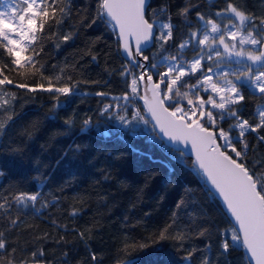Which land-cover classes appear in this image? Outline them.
<instances>
[{
	"label": "snow or ice",
	"instance_id": "snow-or-ice-1",
	"mask_svg": "<svg viewBox=\"0 0 264 264\" xmlns=\"http://www.w3.org/2000/svg\"><path fill=\"white\" fill-rule=\"evenodd\" d=\"M203 7L202 3L187 0L175 13L188 20L194 12L197 21L188 27L186 37L175 44L176 26L167 0L156 8L149 0H95L94 6L79 8L72 0H0V138L9 135L20 117L15 107L22 98L19 90L25 94H50L56 101L44 114V119L50 120L56 119L55 109L70 104L80 91L81 82L66 75L68 65L58 74H46V45L60 48L74 40L81 29L114 22L118 51L126 57L119 75L131 77L130 91L116 98V103H103L99 114L130 126L152 123L153 129L158 128L167 141L190 145L195 156L193 165L211 185L209 195L212 191L218 195L235 222L220 227L202 207L189 212V201L181 196L163 227L154 233L153 242H179L186 264H195L197 256L199 264H231L229 254L240 247L247 252L249 264H264V156L258 147L264 145V104L251 117L242 115L246 99L242 89H251L264 101V12H253L237 0H223L222 7L213 6L215 11H200ZM100 39L97 37L93 43ZM153 46L157 52L150 57L145 53ZM172 46L176 53L165 55ZM190 47L193 56L185 59L184 51ZM88 54L92 60L98 59L91 49ZM70 67L76 69V65ZM51 68L54 70L56 65ZM193 78L195 82L191 83ZM95 95L106 97L111 93L98 91ZM131 97L143 101L151 120L134 104L131 112L126 106L122 108L119 101L131 102ZM41 123L37 119L23 126L15 133L19 144L5 150L22 157L23 145L37 138ZM63 123L70 128L74 115ZM91 124L92 118L87 117L82 127ZM176 151L183 155L182 150ZM40 164L36 160V179L43 175ZM53 200L58 202V198ZM37 204L40 208L48 207V201L41 202L39 191H8L0 195V264H51L40 243L48 238L47 234L22 239L33 227L26 224L24 209L31 207L39 212ZM181 211L190 217L189 222H182ZM77 212L73 207L70 215ZM92 231V227L76 230L86 248ZM197 239L204 241L203 247L196 243ZM128 240L126 233L119 250L122 255L115 264H131L130 252L149 246ZM62 242L69 241L61 236L56 243ZM88 255L95 264H102L95 252L89 250Z\"/></svg>",
	"mask_w": 264,
	"mask_h": 264
},
{
	"label": "trees",
	"instance_id": "trees-1",
	"mask_svg": "<svg viewBox=\"0 0 264 264\" xmlns=\"http://www.w3.org/2000/svg\"><path fill=\"white\" fill-rule=\"evenodd\" d=\"M186 2L167 0L176 26L175 44L186 37L189 26L197 23L194 12L188 20L175 15ZM192 2L202 3L204 7L199 10L204 12L215 11L214 5L223 6V0ZM237 2L246 4L249 10L258 14L264 12V0ZM72 3L79 8L94 6L95 0H72ZM149 3L156 8L165 0H149ZM97 37L101 39L93 43ZM117 45L116 34L108 22L81 29L74 40L62 44L60 48L46 45L44 58L49 63L46 74H58L61 68L68 65L66 75H72L81 82L80 91L71 98L70 104L54 110V120L44 119V114L56 103L50 94L18 91L22 98L15 107L20 117L9 135L0 138V171L3 172L0 175V195L8 191H39L41 202L48 201V207L36 205L39 212L31 207L24 209L26 224L33 227L25 232L22 239L29 235L42 237L47 234L48 238L40 243L51 264H95L90 260L89 250L101 258L102 264H115L122 255L119 250L123 247L126 233L129 243L135 241L149 245L130 252L128 259L131 264H186L182 260L184 252L179 250V242L170 239L153 242L156 239L154 233L163 227L181 196L189 201V212L202 207L218 226L232 224L218 200L212 193L209 195L210 191L191 159L167 145L162 147L165 144L150 123L130 126L99 114L98 109L103 103H114V99L130 91L128 84L131 77L119 75L125 58ZM90 49L98 56L97 60L91 59V54H88ZM176 51L172 46L164 54H175ZM156 52L157 47L153 46L145 54L151 57ZM192 56L191 47L184 51L185 59ZM51 65H56V68L53 70ZM71 65H76V69L73 70ZM163 70L160 66V71ZM135 71L138 73V69ZM190 82L194 83L195 79ZM242 90L246 97L242 115L249 118L264 101L251 89ZM98 91L111 95L100 97L95 95ZM130 101L141 109L138 97H131ZM127 109L133 111L129 107ZM141 113L143 115L142 110ZM73 115L74 123L69 128L63 121ZM87 117L92 118V124L82 127ZM37 119L42 121L40 131L34 141L25 142L23 156L6 151L7 146L16 147L19 144L15 133ZM224 126L227 127L226 124ZM248 139L255 143L251 136ZM258 147L261 156H264V145ZM36 160L41 161L40 173L43 175L40 179H36ZM140 189H143L142 193ZM54 197L58 198V202H54ZM73 207L78 209L75 216L70 215ZM180 217L183 223L190 220L183 211ZM89 227L93 231L91 239H88L89 248H86L76 230L83 231ZM61 236L69 242L56 243ZM196 243L203 247L204 241L197 239ZM228 259L231 264H248L241 247L234 249ZM195 264H199V256Z\"/></svg>",
	"mask_w": 264,
	"mask_h": 264
},
{
	"label": "water",
	"instance_id": "water-1",
	"mask_svg": "<svg viewBox=\"0 0 264 264\" xmlns=\"http://www.w3.org/2000/svg\"><path fill=\"white\" fill-rule=\"evenodd\" d=\"M108 23H110V25L112 26L113 31L115 32V34H116V38H117V41H118V36H117L118 29L115 27L114 22H108ZM120 54H121V56H122L123 58L126 59V57L124 56V54H123L122 51H120ZM138 72H139V69H138ZM140 103H141V109H142L143 115H144L145 117H147L149 120H151L150 115H149L147 112L144 111L143 101L140 100ZM150 124H151V126H152V128H153V124H152V123H150ZM153 130H154V129H153ZM154 132L157 134V136L159 137V139L163 141V143H164L165 145L171 147V148L174 149V150H176V149H180V150H182V151H183V154H184L186 157L190 158V159H191V162H192V164H193V161L195 160V156H194V154H193L192 151H191V147H190V145L185 146V145H183V144H174V143H172V142L167 141V138L162 137V134L159 133V129H158V128L155 129ZM193 166H194V165H193ZM194 167H195V166H194ZM195 168H196V167H195ZM196 170L198 171V173L200 174V176H201L202 179H203L204 184L207 186V188H208L209 191H210V190H211V185H210V183L207 181V178L203 175V173H202L198 168H196ZM211 193L214 195V197H215V198L218 200V202L220 203V205H221V207H222V210H223L224 213L226 214V216H227V218L229 219L230 223H231V224H234L235 222H234V220H232V218L230 217V215L227 213L226 209L224 208V205H223L222 200L218 197V195H217L214 191H212ZM241 248H242V247H241ZM242 250H243V252H244V254H245V256H246L247 262H248V264H249L248 254H247V252L245 251V249L242 248Z\"/></svg>",
	"mask_w": 264,
	"mask_h": 264
},
{
	"label": "rangeland",
	"instance_id": "rangeland-1",
	"mask_svg": "<svg viewBox=\"0 0 264 264\" xmlns=\"http://www.w3.org/2000/svg\"><path fill=\"white\" fill-rule=\"evenodd\" d=\"M220 18H218V20H219ZM222 22H226V21H222ZM202 23V22H201ZM233 60H235L236 58H232ZM206 63H209V62H206ZM153 71H155V70H153ZM117 102V99H114V103H116ZM139 102H140V100H139ZM119 103L121 104V106H122V108L123 107H129V108H131L132 110H134V108H133V103L131 102H126V101H123V100H120L119 101ZM264 104V103H263ZM140 107H141V103H140ZM142 110V109H141ZM111 117V116H110Z\"/></svg>",
	"mask_w": 264,
	"mask_h": 264
}]
</instances>
